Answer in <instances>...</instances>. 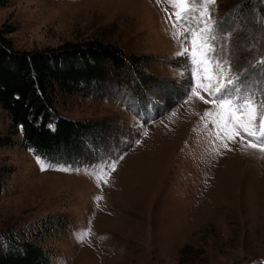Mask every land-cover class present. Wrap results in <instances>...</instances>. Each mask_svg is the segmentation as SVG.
<instances>
[{"label":"rangeland","instance_id":"obj_1","mask_svg":"<svg viewBox=\"0 0 264 264\" xmlns=\"http://www.w3.org/2000/svg\"><path fill=\"white\" fill-rule=\"evenodd\" d=\"M176 11L168 0L0 5V28L17 48L99 39L143 59L141 79L122 74L91 95L56 91L61 114L101 124L99 142L90 140L71 162L36 154L18 134L0 145V164L8 169L0 233L37 232L43 219L52 220L42 239L53 251L50 264L264 261V153L244 149L239 137L222 142L206 115L213 105L188 91L190 60L178 55L184 38L174 35L186 26L173 27ZM209 11L231 75L264 100V0H216ZM11 131L0 106V132ZM39 161L54 167L42 171Z\"/></svg>","mask_w":264,"mask_h":264},{"label":"trees","instance_id":"obj_2","mask_svg":"<svg viewBox=\"0 0 264 264\" xmlns=\"http://www.w3.org/2000/svg\"><path fill=\"white\" fill-rule=\"evenodd\" d=\"M7 2L0 0V5ZM142 60L139 55L99 39L21 49L0 28V106L8 111L14 127L9 134L0 132V145L14 143L13 135L18 134L22 144L36 154L71 162L90 140L95 145L99 142L101 124L61 114L55 106L56 91L91 95L109 87L122 74L132 72L141 79ZM7 172V167L0 164V191ZM41 222L44 224L37 232L0 233V264L51 263L53 251L45 247L42 239L52 231L54 223L50 219Z\"/></svg>","mask_w":264,"mask_h":264},{"label":"snow or ice","instance_id":"obj_3","mask_svg":"<svg viewBox=\"0 0 264 264\" xmlns=\"http://www.w3.org/2000/svg\"><path fill=\"white\" fill-rule=\"evenodd\" d=\"M168 2L177 9L173 27L176 22L186 26L184 32H175L174 35L184 38V46L178 55L190 60L192 81L188 91L206 104L213 105V111L206 115L212 118L211 123L218 129L217 135L223 133L220 136L222 142L226 139L235 143L236 137H239L244 149L264 153V100H257L253 94L244 90L241 86L243 81L231 75L232 65L227 59L226 45L217 46L214 33L216 22L209 11V6L215 5L216 0H203L200 6L190 3V0ZM172 15L169 14L170 21ZM197 87L211 99L205 100L204 96L195 91ZM223 147L227 148L228 144L223 143ZM39 163L42 171L54 167L51 163Z\"/></svg>","mask_w":264,"mask_h":264}]
</instances>
